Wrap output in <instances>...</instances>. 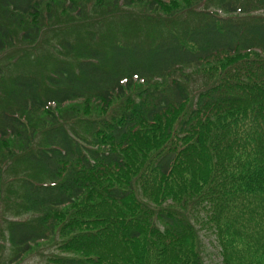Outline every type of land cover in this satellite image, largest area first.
<instances>
[{"label":"trees","instance_id":"16d2710c","mask_svg":"<svg viewBox=\"0 0 264 264\" xmlns=\"http://www.w3.org/2000/svg\"><path fill=\"white\" fill-rule=\"evenodd\" d=\"M203 1L0 0V52L126 7L152 23L103 46L64 38L75 65L59 60L47 82L12 79L0 100V256L6 237L11 264L41 243L58 251L48 264H206L204 223L222 264H264V0L213 3L244 20ZM15 162L30 171L19 177L29 216L3 228Z\"/></svg>","mask_w":264,"mask_h":264},{"label":"rangeland","instance_id":"374dc122","mask_svg":"<svg viewBox=\"0 0 264 264\" xmlns=\"http://www.w3.org/2000/svg\"><path fill=\"white\" fill-rule=\"evenodd\" d=\"M214 2L215 0L203 1L197 6V9H207L219 17L250 19L249 15L226 14L214 5ZM145 14L147 13L140 6H132L126 7L117 15L103 19L97 18L72 25L48 24L35 45L10 48L0 52V100H6L7 91L13 88L12 79L14 77L20 75L34 76L47 82L49 75H55L53 69L59 60H67L72 65H75L77 62L76 57H66L62 54L60 43L64 38H68L73 42L85 40L84 44L86 45L99 46H103L100 42L105 41L109 37L117 38L121 41L134 40L144 35V31L152 30V23L146 19ZM155 23L157 22H154L153 26ZM113 54L114 52L109 53L112 56ZM116 56H120L117 51ZM1 109L2 105L0 103V111ZM23 166H18L16 162L14 164L10 163L5 170L1 204L3 228L6 227L7 222L11 219H25L29 216L23 212L20 206L21 182L19 177L30 173ZM198 227H200L203 237V254L206 264H222L219 248L215 246L214 242V231L208 224L199 223ZM1 238L3 237L1 236ZM2 240H4V245L0 256V264H11L9 262L11 258L9 243L6 237ZM56 252H58L56 246L41 243L27 254L22 261L14 262L13 264H48L49 258Z\"/></svg>","mask_w":264,"mask_h":264}]
</instances>
